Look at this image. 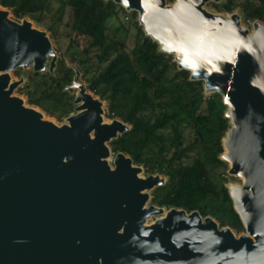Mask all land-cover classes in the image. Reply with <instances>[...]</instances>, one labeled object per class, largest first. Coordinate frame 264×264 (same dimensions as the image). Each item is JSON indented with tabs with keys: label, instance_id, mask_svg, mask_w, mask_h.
I'll return each mask as SVG.
<instances>
[{
	"label": "water",
	"instance_id": "water-1",
	"mask_svg": "<svg viewBox=\"0 0 264 264\" xmlns=\"http://www.w3.org/2000/svg\"><path fill=\"white\" fill-rule=\"evenodd\" d=\"M107 1L136 12L178 70L221 96L231 128L220 159L243 180L227 190L246 233L197 211L145 209L146 192L165 179L139 180L142 169L122 153L110 167L107 143L129 128L101 127L102 103L77 70L66 88L77 90L75 114L61 126L13 96L23 79L10 83V72L53 73L57 57L46 33L0 9V264H264V23L250 32L237 14L205 10L220 0Z\"/></svg>",
	"mask_w": 264,
	"mask_h": 264
},
{
	"label": "trees",
	"instance_id": "trees-1",
	"mask_svg": "<svg viewBox=\"0 0 264 264\" xmlns=\"http://www.w3.org/2000/svg\"><path fill=\"white\" fill-rule=\"evenodd\" d=\"M67 5L71 13L67 27L73 36L70 48L85 45L73 54V63L78 62L87 76L90 61L97 62L100 69L87 79V89L108 101L109 113L131 127L112 142V151L128 155L133 165L165 179L155 189L153 205L197 211L203 218L217 211L224 214L216 218L220 227L242 230L227 188L210 179L215 168L227 170L220 160L222 134L229 129L222 104L204 97L202 83L190 81L187 71L178 70L173 57L145 36L137 20L132 23L135 35L130 52L125 40L109 38L107 23L119 16V5L107 0H68ZM0 6L23 20L43 12L48 0H0ZM236 6L227 0L215 8L231 13ZM240 9L245 22L264 23V0H245ZM81 55L85 59L79 61ZM74 77V69L62 61H56L53 73L32 70L25 86L28 104L58 121L68 118L75 97L66 88Z\"/></svg>",
	"mask_w": 264,
	"mask_h": 264
},
{
	"label": "rangeland",
	"instance_id": "rangeland-1",
	"mask_svg": "<svg viewBox=\"0 0 264 264\" xmlns=\"http://www.w3.org/2000/svg\"><path fill=\"white\" fill-rule=\"evenodd\" d=\"M175 1V0H174ZM227 0H220L218 3H208L205 5V10L208 11L211 14H215V15H221L224 17H228L231 14H237L240 17V23L241 26L244 27L245 29H247L248 31H252V24L253 22H245L243 20L242 17V10L240 9V5L244 3L245 0H233V2L237 5L236 8L233 9V11L231 13H228L226 11H223L221 9H216L215 5H222L224 3H226ZM68 0H48V6L47 8L41 12V13H36L34 15V17H30L27 16L24 19L29 21L32 24V27L36 30H39L41 32L46 33V36L48 37L52 49L56 54L57 57V61H62L66 66L71 67L74 70H77L80 73V80L79 82L83 85H85L86 87V91L87 93H89L90 95H92V97L98 101H100L102 103V109L104 111L103 114V120L106 123H111L113 120H117L123 123V121L118 118L117 116H112V114L109 113V104L108 101L102 100L100 97L95 96L92 92H90L87 89V79L93 75L96 74V71H98L100 68L97 64V62L92 59L94 53H91L89 58H91L92 60L90 61V63L88 64V68L90 69V73L87 76H84V68H82L78 62L73 63V54H75V52L80 53V51L85 47L84 42L80 43V48H70V39L73 38V36H71L70 34V29L69 27H67L68 24H70L71 22V17H70V10L69 7L67 5ZM167 5H172L173 3L169 2L168 0H166ZM121 6H118V9L120 11L119 16L117 18L114 19H110L107 23V27H108V31L107 34L109 36V38L114 37V41L115 40H125L126 46H127V52H130L131 49L133 48V42H134V35H135V29L132 27V23L135 22L136 20L138 21V15L137 18H133V12L132 11H125V10H121L120 9ZM0 9L8 11L9 12V18L13 21H17L19 23L22 22V20H18L17 18L14 17V15L12 14L10 9L7 8H3L0 6ZM126 30H128L127 32H125ZM79 55V54H78ZM173 57V56H172ZM77 59L79 61H82L85 59L84 56H79L77 57ZM173 61H174V57H173ZM49 62L50 59L48 60V63L46 64V69L49 67ZM32 71V68H27V69H16L12 72L9 73L10 78L12 83L13 82H18L20 81V78H22L23 82L15 89L13 96H16L18 98H21L24 101V104L27 107H32L35 108L36 110L40 111L43 116L44 119L50 122H53L54 124L61 126L63 124H65V119L62 121H58L55 118L50 117L49 115L45 114L42 110H40L39 108L30 106L27 102V97L25 95V86L28 84V77L30 76ZM173 75V73H171V76ZM202 83L203 86V96L204 97H210V98H215L214 100L216 102H219L220 104H222V106L224 107L223 113L226 112V107L223 105L222 103V98L219 94L217 93H211V94H205L204 92V83ZM77 93L76 91L72 92L73 97H75ZM75 114V112H73L70 115ZM111 117H113L114 119H111ZM224 117V114H223ZM224 119H226L224 117ZM227 125L229 126V129L231 128V124L229 122V120H227ZM125 124V123H124ZM127 125V124H125ZM129 130L126 132H130L131 131V127L129 125H127ZM229 129L224 132L221 138V144H223V141L225 139L226 134L228 133ZM126 133L122 134V135H118V137H122L123 135H125ZM168 134V133H167ZM114 140H112L111 142L107 143V146L109 148V150L111 151V156H110V160L109 165L110 167L113 168V159L114 156L118 153H115L112 151V142ZM222 149H223V153H225V150L223 148L222 145ZM222 153V154H223ZM125 157L129 158L128 155L122 153ZM221 154V155H222ZM146 155H150V152L147 153ZM192 157H194L193 155H191ZM221 157V156H220ZM221 160V159H220ZM226 167L227 170L226 172L224 171V168H215V170L210 173V179L213 183H215L216 185H224L226 188H228L230 185L233 186H241L243 183L242 179H239L237 177L234 176H230L228 174V169H229V165L227 163ZM136 167H140L137 165H134ZM142 169V173L141 176L142 177H147L149 176L148 172L146 171L145 168L140 167ZM225 173V174H224ZM151 175V174H150ZM154 176H159L160 179H164L162 175H158L157 173L152 174ZM159 188V187H157ZM156 189V188H155ZM155 189H152L148 192H146L149 195V200L148 203L146 204V207H149L151 205H153V199L155 196ZM166 211H168L169 209H166ZM214 211V210H213ZM224 216V214L219 213L217 211H214V216L210 215L207 216L211 219H213L218 226L220 227V223L217 220L219 217L222 218ZM217 218V219H216ZM157 219V217H151V219L146 221V225H151L155 220ZM242 226V230L239 229H233L232 227L229 226H225L227 228H230L232 230V232L234 233V235L236 237H239L243 234H245V229ZM225 227H220V228H225Z\"/></svg>",
	"mask_w": 264,
	"mask_h": 264
},
{
	"label": "bare ground",
	"instance_id": "bare-ground-1",
	"mask_svg": "<svg viewBox=\"0 0 264 264\" xmlns=\"http://www.w3.org/2000/svg\"><path fill=\"white\" fill-rule=\"evenodd\" d=\"M10 83H12L11 79H10ZM111 124H112V123H106V122L103 120V123L101 124V127L104 126V125L110 126ZM90 138H91V139L93 138V136H92V132L90 133ZM109 160H110V157H108L107 161H109ZM138 179L141 180V181H142V180L144 181V179H146V177H142L141 174H138ZM142 183H144V182H142ZM142 193H143V192H142ZM139 194H140V193H139ZM147 203H148V202H147ZM147 203H146V204H147ZM146 204H145V207H144L145 209L147 208V207H146ZM159 219H163V220L166 219V218H165V215H163L162 218H159ZM147 226H148V225H147Z\"/></svg>",
	"mask_w": 264,
	"mask_h": 264
}]
</instances>
